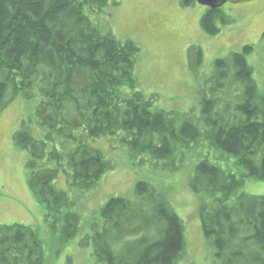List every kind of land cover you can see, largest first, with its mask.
<instances>
[{
  "label": "trees",
  "instance_id": "obj_1",
  "mask_svg": "<svg viewBox=\"0 0 264 264\" xmlns=\"http://www.w3.org/2000/svg\"><path fill=\"white\" fill-rule=\"evenodd\" d=\"M118 2L0 0V111L19 96L40 98L34 116L46 131L44 139L22 129L13 141L29 154V191L63 243L76 236L79 216L71 211L67 194L54 187L60 168L71 172L72 187L85 191L113 169L86 140L123 133L130 157L167 161L202 136L190 118L156 109V95L135 90L139 46L102 33L86 15V8L102 12ZM179 3L188 8L195 0ZM217 22L227 24L228 17L220 9H206L200 28L215 36ZM251 51L244 46L213 65L212 91L229 95L236 90L241 101L236 111L243 120L220 124L212 118L220 99L200 101L209 128L205 139L244 170L236 176L202 161L190 178L191 191L204 197L198 210L201 230L211 240L218 264H264V196L237 195L245 179L264 182V96L246 61ZM202 58L200 48L188 49L191 70ZM42 161L55 168L41 166ZM134 194V201L110 198L99 213L101 228L94 227L81 244L91 246L100 264H175L185 245L182 221L146 182H138ZM0 264H43L42 243L32 227L0 225Z\"/></svg>",
  "mask_w": 264,
  "mask_h": 264
},
{
  "label": "rangeland",
  "instance_id": "obj_2",
  "mask_svg": "<svg viewBox=\"0 0 264 264\" xmlns=\"http://www.w3.org/2000/svg\"><path fill=\"white\" fill-rule=\"evenodd\" d=\"M206 8L198 5L183 8L179 0H119L102 12L86 8L91 23L115 39L132 41L140 48L134 74L135 90L144 95L157 96L155 108L171 116L190 118L202 133L201 138L188 148L180 149L167 161H154L147 155L130 157L124 134L86 140L99 150L113 169L107 171L98 185L89 191L70 185L71 172L60 168L54 187L67 194L71 211L79 216L76 236L67 243L60 241V233L52 231L42 208L33 199L28 188L29 161L27 151L14 145L16 132L26 129L34 139L43 140L46 131L36 122L35 109L40 98L31 101L17 97L0 111V225L19 224L32 227L42 243L43 264H100L92 256L90 245L81 244L100 229L99 213L110 198L135 200L138 182H146L157 196L163 197L184 226V249L175 264H218L211 240L201 230L198 210L204 197L189 188L195 167L202 161L240 176L244 170L235 166L234 158L220 151L205 139L209 130L202 121V98H219L212 118L218 123L233 125L244 117L236 111L241 101L236 90L229 95L213 90L214 62L244 46H251L246 55L252 70V79L258 93L264 96V0H230L220 11L228 17L227 24L217 22L215 36L206 35L200 28V19ZM200 48L202 63L190 69L187 51ZM130 92L129 88L123 89ZM185 116V117H184ZM41 166L55 168L46 161ZM264 196V182L245 179L237 193ZM61 224L58 225V229Z\"/></svg>",
  "mask_w": 264,
  "mask_h": 264
},
{
  "label": "water",
  "instance_id": "obj_3",
  "mask_svg": "<svg viewBox=\"0 0 264 264\" xmlns=\"http://www.w3.org/2000/svg\"><path fill=\"white\" fill-rule=\"evenodd\" d=\"M227 2L228 0H195L196 5L210 10H218Z\"/></svg>",
  "mask_w": 264,
  "mask_h": 264
},
{
  "label": "flooded vegetation",
  "instance_id": "obj_4",
  "mask_svg": "<svg viewBox=\"0 0 264 264\" xmlns=\"http://www.w3.org/2000/svg\"><path fill=\"white\" fill-rule=\"evenodd\" d=\"M228 1H230V0H228ZM207 9V8H206Z\"/></svg>",
  "mask_w": 264,
  "mask_h": 264
}]
</instances>
